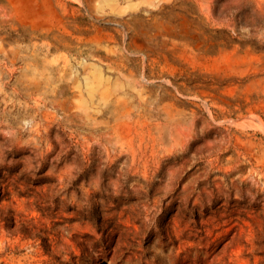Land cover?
<instances>
[{"label":"rangeland","instance_id":"374dc122","mask_svg":"<svg viewBox=\"0 0 264 264\" xmlns=\"http://www.w3.org/2000/svg\"><path fill=\"white\" fill-rule=\"evenodd\" d=\"M0 264H264V0H0Z\"/></svg>","mask_w":264,"mask_h":264}]
</instances>
